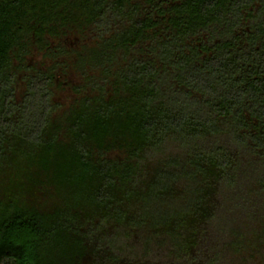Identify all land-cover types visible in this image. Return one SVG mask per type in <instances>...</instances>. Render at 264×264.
<instances>
[{"label": "trees", "instance_id": "obj_1", "mask_svg": "<svg viewBox=\"0 0 264 264\" xmlns=\"http://www.w3.org/2000/svg\"><path fill=\"white\" fill-rule=\"evenodd\" d=\"M0 264H264V0H0Z\"/></svg>", "mask_w": 264, "mask_h": 264}, {"label": "rangeland", "instance_id": "obj_2", "mask_svg": "<svg viewBox=\"0 0 264 264\" xmlns=\"http://www.w3.org/2000/svg\"><path fill=\"white\" fill-rule=\"evenodd\" d=\"M33 64H40L43 62L42 56L40 54H35L32 56L29 60ZM71 97L70 92L66 89L65 91H61L60 94L58 95V99L60 102L63 104L68 103L69 98Z\"/></svg>", "mask_w": 264, "mask_h": 264}]
</instances>
